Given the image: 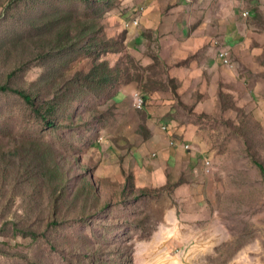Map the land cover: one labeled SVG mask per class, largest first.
<instances>
[{"label": "rangeland", "instance_id": "obj_1", "mask_svg": "<svg viewBox=\"0 0 264 264\" xmlns=\"http://www.w3.org/2000/svg\"><path fill=\"white\" fill-rule=\"evenodd\" d=\"M250 1L229 40L169 56L154 6L107 7L99 22L116 51L98 58L117 64L122 80L76 94L53 127L0 93V264H264V178L253 163L264 167V4ZM23 3L0 0V83L45 98L43 71L56 66L55 82H80L95 55L74 50L52 65L44 33L21 27L44 11L41 0ZM54 3L82 11L78 0ZM219 47L232 67L216 61ZM169 142L186 145L192 165L169 163L162 184Z\"/></svg>", "mask_w": 264, "mask_h": 264}, {"label": "trees", "instance_id": "obj_2", "mask_svg": "<svg viewBox=\"0 0 264 264\" xmlns=\"http://www.w3.org/2000/svg\"><path fill=\"white\" fill-rule=\"evenodd\" d=\"M19 1L24 2L21 6L27 5L26 0ZM78 1L82 6V11L76 12L74 17L73 11L68 6L55 4L54 0H41L40 6L43 7L44 11L39 16L32 18L29 22L30 25L27 24V21L24 25L21 24V27L29 29L31 24H36L35 27L44 33L47 39V45L51 44L52 48L44 51L42 56L46 58L50 57L52 65L62 53L80 50L94 54L95 58L91 61L88 71L82 76L81 73L78 74L81 79L80 82L76 81V83H73V80H69L67 84H63L60 80L55 82L60 74L56 72V66H53L43 71L41 75L42 78L51 79V93L50 96L45 98H42L44 96H42L39 89L31 92L10 87L5 82L0 83V93L9 92L16 95L32 109L36 117L47 127L55 126L56 119L59 116L58 113L66 109L67 104L79 92H90L93 95H98L114 82L122 80L120 75L118 76L120 69L117 64L110 66L105 59L98 58L99 56L107 54L109 51H116L113 44L110 43V40L104 36L99 20L105 12V9L115 5L118 0ZM3 7L5 8V6ZM12 71V73H15V70ZM136 78V76L131 77L128 74L123 75L124 82ZM74 84L77 85L74 86ZM3 140V136L0 135V144H4ZM29 143L42 144L33 140H30ZM11 144L23 143L21 140H14ZM253 163L259 168L264 178L263 165L256 159H253Z\"/></svg>", "mask_w": 264, "mask_h": 264}, {"label": "crops", "instance_id": "obj_3", "mask_svg": "<svg viewBox=\"0 0 264 264\" xmlns=\"http://www.w3.org/2000/svg\"><path fill=\"white\" fill-rule=\"evenodd\" d=\"M243 1L144 0V6H148V8L154 6V8L152 7L153 13H151V18L157 22L156 28H158L159 35L162 36L165 46L164 53L166 56H169L170 52L177 48H181L185 53H194L198 49L203 51L206 47V41L210 38L220 40L227 38L229 40L230 36L234 35L238 30L239 19L237 10L239 4L242 5ZM250 4L263 8L264 0H251ZM164 10H167V12H163ZM136 19L138 24L137 16ZM220 48L222 47L216 49V54ZM216 58V61L222 64L217 56ZM204 62V67L207 68V61L205 60ZM199 67H203L201 63H199ZM186 74L192 76V71H188ZM134 88L135 85L129 84L124 86L121 92L123 94L129 93ZM168 144L170 146L165 147L161 152L162 160L157 164V171L162 184L167 180L165 169L169 166V163L174 166L173 169H179L183 164L184 166L187 165L190 169L192 165L191 159H187L185 162L184 157H187V155L184 153V146L177 143L171 144V142ZM191 170L193 172V169Z\"/></svg>", "mask_w": 264, "mask_h": 264}, {"label": "built area", "instance_id": "obj_4", "mask_svg": "<svg viewBox=\"0 0 264 264\" xmlns=\"http://www.w3.org/2000/svg\"><path fill=\"white\" fill-rule=\"evenodd\" d=\"M137 18H138V16H137ZM133 25H136V19L133 20ZM216 56H227V67H232V64H228V56H230V55H229V52L226 48H221L220 54H216ZM141 98H143V96L141 94H137V91L133 92V94H132V105L136 110L138 108H141L140 107ZM205 169L207 171H209L211 169V168L207 167V161H205Z\"/></svg>", "mask_w": 264, "mask_h": 264}, {"label": "bare ground", "instance_id": "obj_5", "mask_svg": "<svg viewBox=\"0 0 264 264\" xmlns=\"http://www.w3.org/2000/svg\"><path fill=\"white\" fill-rule=\"evenodd\" d=\"M136 24H137V19H136ZM220 52H221V48L218 50V52H217V54H220ZM219 59H220V61H221V63L223 64V65H226L227 66V56H217ZM228 64H230V62H229V56H228ZM137 94H139V93H137ZM140 107L141 108H138L137 110H140V109H142V107H143V98H141V100H140ZM161 129H166V126H161ZM174 144V143H173ZM185 148H187V146L185 145L184 146ZM209 163L207 162V165H208Z\"/></svg>", "mask_w": 264, "mask_h": 264}]
</instances>
